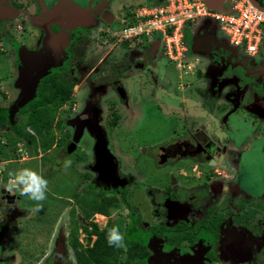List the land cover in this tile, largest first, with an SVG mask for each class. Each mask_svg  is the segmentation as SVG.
<instances>
[{"label": "flooded vegetation", "instance_id": "flooded-vegetation-1", "mask_svg": "<svg viewBox=\"0 0 264 264\" xmlns=\"http://www.w3.org/2000/svg\"><path fill=\"white\" fill-rule=\"evenodd\" d=\"M111 1L116 0H0V69L6 71L0 76H5L0 83V181L15 168L11 164L41 159L38 170L48 180L47 193L62 206L40 239L29 225L36 217L35 202L9 195L0 183V264H79V256L90 259L86 251L95 247L99 233L114 226L125 228L126 247L119 248L113 264H264V178L246 176V170L255 171L251 155L264 159V68L247 59L263 55L264 46L249 55L228 43L242 56L232 59L225 42L210 41L207 33L194 36L186 26V50L171 56L157 34L118 40L113 29L131 12L119 20L118 10L161 0H120V8H112L116 13ZM113 22L118 25L112 27ZM88 25L105 32L90 46L84 35L96 29L87 32ZM194 44L214 46L216 55L228 61L226 67L207 73L191 56ZM52 61L59 65L37 82ZM188 73L197 81L184 80ZM47 81L71 84V95L47 119L50 128L37 133L31 127L37 121L32 105L41 100L39 89ZM131 84L150 91L147 100L160 95L169 107L162 110L165 118L182 127L174 123L172 136L160 143L118 146L133 122ZM85 88L90 96L81 107L76 95ZM193 90L198 98H190ZM89 132L94 139L85 147L80 141ZM50 133L51 143L41 139ZM54 150H59L57 160L50 155ZM67 159L72 163L65 169ZM79 160L86 169L73 167ZM150 167L158 174L146 170ZM71 171L81 174L78 189L58 196L57 176L68 177Z\"/></svg>", "mask_w": 264, "mask_h": 264}, {"label": "rangeland", "instance_id": "rangeland-1", "mask_svg": "<svg viewBox=\"0 0 264 264\" xmlns=\"http://www.w3.org/2000/svg\"><path fill=\"white\" fill-rule=\"evenodd\" d=\"M100 2L105 3V2H107V0H100ZM111 2H112L111 6L109 5V8L112 11L115 12V9L117 10L118 8H120V6H121L120 0H116L114 2L111 1ZM260 2L262 4H264V0H260ZM128 5L129 6L126 9L118 10L117 14H118L119 20L128 11H131L133 13L137 7L136 3H134L132 5L131 4H128ZM113 6L115 8L114 10L112 9ZM83 13L85 15V17H84L85 20H87L88 18L91 19L90 14H89V13H91V11L89 13L82 12L81 14L83 15ZM84 23L85 22H83V21H79V24H77V25L84 26L85 25ZM115 24L118 25L116 22H113L111 24V26L114 27ZM84 29H88V30H86L87 32L90 29H96V31L95 30H93L91 32L89 31L88 35H86L87 33L84 35V39H86V38L88 39V40L87 39L85 40L86 41L85 44L89 45V46L92 45L95 40L97 41V39H99V38L101 39L102 36L105 35V32L100 30L96 25H88V26L84 27ZM113 29L115 31L116 30L119 31L120 26H115ZM187 31H190L191 34L194 36L201 34V33H203V34L207 33L206 38L209 39L210 41H212V40L223 41L227 44L226 51H227V55L230 58H232V59L242 58V56L239 53L231 52L232 48L228 45V43H229L228 39L226 38L224 33L220 30L219 26L210 17L200 18V19H197L195 22L189 23L187 25ZM186 36H187V34H186ZM190 48L192 51V55H191L192 58H194L195 60L198 59L200 61L199 66L202 68H205L207 73H209L208 71H211V69L222 68V67L224 68V67H226V62L228 63V61L226 60L225 57H219L216 55V49L214 48V46H207L206 45V46L201 48V47H198L197 45L194 44V45H191ZM103 51L104 50H101V52H103ZM240 52H243V51L241 50ZM247 59H248V62L254 63L255 66L264 68V54L257 57V58H254V59L253 58H247ZM1 65H2V62L0 59V67H1ZM56 65H59V63H57V62L55 63L54 61L49 63L48 67H46L44 69V71L42 73L38 74V76L36 77L37 82L42 77H44L51 68L55 67ZM190 66H191V64H190ZM158 69L159 68L157 67V70ZM3 73H6V71L3 69L2 70L0 69V76L3 75ZM172 73H173V71H172ZM2 77H5V76H2ZM2 77H0V83H2L1 82V80L3 79ZM194 78L196 79V77H194L192 73H188L187 75L184 76V80L190 79V80H192L193 83L195 81H197V80H194ZM206 79L208 82L212 81L211 80L212 77L209 74H206ZM195 85L199 86V84H197V83H195L193 86H195ZM127 89H128V92L131 96V100L129 99L128 102H129V106L133 109V113H134L133 117H132L133 122L130 124V128L128 129L127 134H126V130H123V132L121 133L122 135L125 134L127 136V139L125 140V142L123 141V143L119 142L118 146H123V145L127 146L128 144L133 145L135 148H137L139 146H143V145L149 146L151 144H155L157 142L160 143V142L164 141L165 139H167L168 136L171 137L172 136L170 134L171 129L173 127H175L173 125H174V123H177V122H173V120L166 119L165 116L163 115L162 110L165 107L166 108H169V107H168L167 103L160 102V99H159L160 95H158L159 97H156L155 100H153V99L151 100V98H150V100H147L144 95L150 91H146L145 89H142L141 85H140V87H138L134 84L127 85ZM188 92H189V94L192 93L191 94L192 96L190 98H198V96L200 94L198 91H194V90H193V92L192 91H188ZM89 96H90V93H89L87 88L82 89V91H79V93H77L76 99L80 103L81 107L85 105V102L87 101V99H89ZM222 99L225 100V103H228V101H230L229 99H225V98H222ZM23 104H25V102ZM52 105H47V106L52 107ZM163 105H165V106H163ZM33 113L37 114V121L34 122L33 125H31V127H32V129L36 130L37 133H39L37 131L39 129H48V128L44 127L43 121H47L48 118H53L55 110H53L51 108H49V109L44 108V110L42 109V111H39V110L33 111ZM45 114L49 115V117L45 118L43 116ZM30 115H31L30 113L27 114V117H29ZM39 118L41 121L38 120ZM32 119L33 118L30 117V120H32ZM262 120H264V117H262ZM177 124H178V128L182 127V125H179V123H177ZM57 127L60 128L61 124L59 123L57 125ZM86 136H87V138H89V140L85 139ZM41 139H43L45 141L47 139H49V142L51 143L53 140V134L52 133H50L48 135H42L41 134ZM93 139H94V137H93L92 132L85 133L84 137H83V139H81L82 141H80V143H82L81 145H83L85 147L90 146L93 142L92 141ZM45 151H46V149H45V147H43L42 153H45ZM136 153H137V151H136ZM251 153L252 152H250L249 154L251 155ZM126 154L129 156L131 155L130 153H126ZM50 155H53V157H56L55 159L57 160L58 159L57 156H59V150L58 151L54 150L53 153H51ZM246 159H248V158H246ZM67 160H69V159H67ZM250 160H252L256 164L254 167L255 171H253L252 169L246 170V176L247 177H250V175L258 176V181L263 182L264 159L262 157H260L259 155H256V156L251 155ZM40 163H41V159L40 160L37 158L29 159L26 162L16 163L13 165L11 164L10 166L15 167V168H11L10 170L12 172V171H15V170L20 169V168H31V169L39 171L38 169L41 168ZM149 165H151V167H152L151 162H149ZM75 166L78 169V171H82V169H86V168H84L85 163L81 160L76 161V164L73 165V167L75 168ZM141 166H142V168L146 167L143 164ZM151 167H150V169H146V170H148V171L151 170V172L154 173L155 175L158 174V171H156L154 168H151ZM9 173H10V171L8 172V174ZM57 177L58 178L55 180L56 183L53 186L55 187L56 193L58 196H61V195L63 197L68 196L69 194H72L74 190L76 191L78 189L77 184L79 183V180L81 177L80 173H78L76 171H71L68 174V177L64 176V175L62 176V174H59V176H57ZM60 182L63 183L61 186H60ZM57 201H59L61 203V200H58L55 196H53V194L46 193V199L43 201L42 209L40 211H36V217L32 218V220H30L32 222H30L29 225L33 228V231L35 233L39 232L38 235L41 236L40 239H43L44 236H46L48 234L49 229H51V224L54 221L55 214H57V212L60 211V209L62 207L61 205H60L61 207L58 206ZM83 204H85V201H83ZM116 206H118L117 203H116L115 207ZM51 210L55 213L51 212ZM110 212L112 214H115L116 210L114 209L113 206H111ZM117 220L120 222L122 219L118 217ZM99 224L101 226H103L105 224V221L99 220ZM41 227L43 228V230L39 231V229ZM124 229H122L120 231L122 234L126 233V232H123ZM12 237H14L15 241H17L16 239L20 238L19 235H12ZM21 240H23V238ZM121 258L124 259V255H122Z\"/></svg>", "mask_w": 264, "mask_h": 264}, {"label": "built area", "instance_id": "built-area-1", "mask_svg": "<svg viewBox=\"0 0 264 264\" xmlns=\"http://www.w3.org/2000/svg\"><path fill=\"white\" fill-rule=\"evenodd\" d=\"M210 17L231 46L254 55L264 46V11L249 0H228L221 9L209 8L204 0H161L144 4L133 12L131 22L122 20L118 40L161 36L169 55L182 56L186 50L185 27Z\"/></svg>", "mask_w": 264, "mask_h": 264}, {"label": "clouds", "instance_id": "clouds-1", "mask_svg": "<svg viewBox=\"0 0 264 264\" xmlns=\"http://www.w3.org/2000/svg\"><path fill=\"white\" fill-rule=\"evenodd\" d=\"M223 5L224 3L220 5V9L223 7ZM122 25L123 24H121L120 28H122ZM81 118L87 119V115L84 114L82 115ZM71 163H72L71 160H65L63 167L67 169L71 167ZM0 183H3L4 190L9 195L26 196L30 200L35 202L36 205L35 211H40L42 209L43 201L46 199V193L48 191V180L45 179V177L41 174V172L31 168H20L10 172L8 174L7 180L0 181ZM106 241L107 244L111 247H115V248L126 247L124 234H122L120 232V229L115 226L107 228ZM60 258L63 259L62 257Z\"/></svg>", "mask_w": 264, "mask_h": 264}, {"label": "trees", "instance_id": "trees-1", "mask_svg": "<svg viewBox=\"0 0 264 264\" xmlns=\"http://www.w3.org/2000/svg\"><path fill=\"white\" fill-rule=\"evenodd\" d=\"M141 5V4H139ZM138 5V6H139ZM133 13L130 12L127 14L126 18L128 22H131V17ZM52 81V80H50ZM39 95L42 97L40 101L33 103V107L35 111H42V109H49L47 105H52L53 110L58 106L62 105L71 95V84L66 83L64 81L60 82H46L44 86L39 89ZM45 106V107H44ZM47 106V107H46ZM45 118H48L49 115H43ZM39 121L40 118L38 119ZM3 121V117L0 116V123ZM44 127L49 128L50 122L43 121ZM98 210L100 212L104 211L103 206H99ZM94 232L97 233V229L94 228ZM106 232L107 228L104 229L101 233H99V239L94 248L87 249L88 256L90 259L84 256H79L78 263L79 264H108L109 261H113L117 259V254L119 252V248L111 247L107 244L106 241ZM112 258H111V257Z\"/></svg>", "mask_w": 264, "mask_h": 264}, {"label": "water", "instance_id": "water-1", "mask_svg": "<svg viewBox=\"0 0 264 264\" xmlns=\"http://www.w3.org/2000/svg\"><path fill=\"white\" fill-rule=\"evenodd\" d=\"M222 0H216L217 3H220ZM256 8L263 10L264 11V5L258 3L255 0H249ZM206 4L208 7L213 8V9H220V5L212 4L210 0H205ZM197 45H201L204 43L203 38L198 36L197 39Z\"/></svg>", "mask_w": 264, "mask_h": 264}]
</instances>
